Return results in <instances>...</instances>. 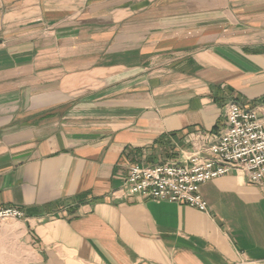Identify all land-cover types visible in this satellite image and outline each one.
<instances>
[{
    "label": "crops",
    "instance_id": "1",
    "mask_svg": "<svg viewBox=\"0 0 264 264\" xmlns=\"http://www.w3.org/2000/svg\"><path fill=\"white\" fill-rule=\"evenodd\" d=\"M264 112V0H0V264H264V192L237 171L207 211L133 196Z\"/></svg>",
    "mask_w": 264,
    "mask_h": 264
},
{
    "label": "built area",
    "instance_id": "2",
    "mask_svg": "<svg viewBox=\"0 0 264 264\" xmlns=\"http://www.w3.org/2000/svg\"><path fill=\"white\" fill-rule=\"evenodd\" d=\"M232 171L240 172L264 192V112L260 114L236 101L229 103L227 127L213 145L185 162L134 164L125 189L133 196L207 211L201 186ZM24 218L19 208H0V223Z\"/></svg>",
    "mask_w": 264,
    "mask_h": 264
}]
</instances>
